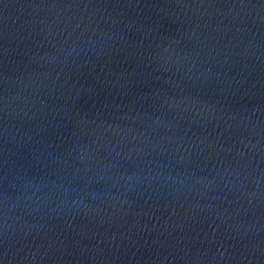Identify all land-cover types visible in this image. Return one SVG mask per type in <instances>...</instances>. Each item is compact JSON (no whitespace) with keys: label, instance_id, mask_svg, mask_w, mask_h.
I'll return each instance as SVG.
<instances>
[{"label":"water","instance_id":"obj_1","mask_svg":"<svg viewBox=\"0 0 264 264\" xmlns=\"http://www.w3.org/2000/svg\"><path fill=\"white\" fill-rule=\"evenodd\" d=\"M0 264H264V0H0Z\"/></svg>","mask_w":264,"mask_h":264}]
</instances>
